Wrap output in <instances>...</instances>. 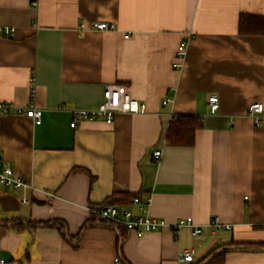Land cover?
<instances>
[{"label":"crops","instance_id":"1","mask_svg":"<svg viewBox=\"0 0 264 264\" xmlns=\"http://www.w3.org/2000/svg\"><path fill=\"white\" fill-rule=\"evenodd\" d=\"M242 15L264 17V0H0V26L13 29L0 34V102L42 110L41 125L0 116L2 165L29 185L0 184V259L179 264V253L194 249L188 264H200L223 245L264 242V126L247 116L252 103H264V35L240 33ZM98 22L116 29L96 30ZM109 85L126 86L144 111L71 127L72 112L98 108ZM179 115L202 119L192 147L165 139ZM115 193L149 199L148 214L169 226L125 232L119 245L115 228L88 223L90 206ZM131 203L122 205L139 214ZM214 217L219 227L210 226ZM180 219L202 232L176 238L171 225ZM52 220L81 239L34 227ZM222 264H264V251H230Z\"/></svg>","mask_w":264,"mask_h":264},{"label":"built area","instance_id":"2","mask_svg":"<svg viewBox=\"0 0 264 264\" xmlns=\"http://www.w3.org/2000/svg\"><path fill=\"white\" fill-rule=\"evenodd\" d=\"M94 29L99 31H113L116 25L110 22H98L93 25ZM5 34L6 37L13 35V29L8 26H0V34ZM186 54V42H183L177 52V58L183 59ZM178 66V65H177ZM103 102L96 109H76L72 112L73 121L71 127H75L80 120L93 121L96 119L105 120L111 124L117 114H136L144 111V104L134 99L128 92L127 87L124 85H109L104 90ZM170 99H165L163 104H168ZM209 109L211 114H215L219 110V98L216 95L209 97ZM26 116L34 122L35 125L42 124V110L38 108L33 101L25 106H15L10 103L0 102V116ZM247 116L251 118L255 124L264 126V103H252L247 112ZM161 155L157 151L154 156L158 159ZM0 184L6 187L15 188L23 191L29 188L27 182L18 176L12 167L9 165H2L0 158ZM23 202H27L24 198ZM150 200L145 202L136 196L133 198L132 203L139 207V214L125 205H115L111 203L90 206V218H95L99 222L104 221L108 224L115 226H122L130 232H135L139 236L151 232H158L169 226L168 222L164 219L156 218L148 214L146 207ZM210 226L219 227L220 221L218 217L212 218ZM226 228L230 229L229 225ZM172 232L176 238H179L182 231L189 229L193 236L199 235L202 230L199 226L192 223L190 220L180 219L171 225ZM194 249H184L179 253V264H188L194 261ZM119 262V259H115ZM0 264H6L4 259H0Z\"/></svg>","mask_w":264,"mask_h":264},{"label":"trees","instance_id":"3","mask_svg":"<svg viewBox=\"0 0 264 264\" xmlns=\"http://www.w3.org/2000/svg\"><path fill=\"white\" fill-rule=\"evenodd\" d=\"M240 33L244 35H264V17L252 16V15H242L240 17ZM203 127L202 119L195 115H179L175 116L167 129L165 139L170 146L175 147H192L196 143V133ZM140 194H131V193H115L111 198V204L122 205L130 204L136 196ZM5 225L16 228L17 230L22 229L24 226L20 222L14 221H3ZM90 225L94 224H103L108 225L112 228H115L119 233V245L124 242L125 232H128L122 226H115L108 224L104 221L99 222L95 218H90L88 220ZM31 226V225H28ZM50 227L57 229L66 240L74 243L79 241L82 236V232L76 236L72 237L68 234L67 225L62 220H52L48 222L37 223L34 227ZM88 225L86 224L83 228L86 229ZM223 251L217 253L213 260L209 264H222L225 258V255L230 251H244V252H259L264 251V242L257 243H235L232 242L227 245H223ZM220 249V248H218ZM218 249L212 251L207 257L215 253ZM206 257V258H207ZM205 258V259H206Z\"/></svg>","mask_w":264,"mask_h":264},{"label":"water","instance_id":"4","mask_svg":"<svg viewBox=\"0 0 264 264\" xmlns=\"http://www.w3.org/2000/svg\"><path fill=\"white\" fill-rule=\"evenodd\" d=\"M221 251H223V248L218 249L215 253L211 254L209 257H207V258H206L204 261H202L200 264H209V263L213 260L214 256H215L217 253L221 252Z\"/></svg>","mask_w":264,"mask_h":264}]
</instances>
